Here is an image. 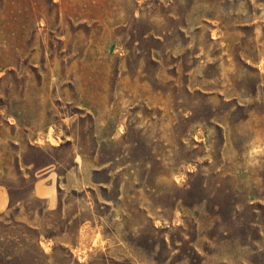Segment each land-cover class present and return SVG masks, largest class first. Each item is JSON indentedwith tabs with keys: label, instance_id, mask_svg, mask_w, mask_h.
Listing matches in <instances>:
<instances>
[{
	"label": "rangeland",
	"instance_id": "obj_1",
	"mask_svg": "<svg viewBox=\"0 0 264 264\" xmlns=\"http://www.w3.org/2000/svg\"><path fill=\"white\" fill-rule=\"evenodd\" d=\"M0 186V264H264V0H0Z\"/></svg>",
	"mask_w": 264,
	"mask_h": 264
},
{
	"label": "crops",
	"instance_id": "obj_2",
	"mask_svg": "<svg viewBox=\"0 0 264 264\" xmlns=\"http://www.w3.org/2000/svg\"><path fill=\"white\" fill-rule=\"evenodd\" d=\"M75 164L76 168L74 169L76 170L71 169L67 174L74 176L78 175V177L80 176V181L78 180V182L81 184V188H89V184L84 181L83 178L85 179V177H90L91 173H94V171L97 169H89L87 171V175H84L83 169L85 162L84 159L79 156V154H77L75 158ZM35 178V182L30 192V199L43 202L42 208L35 210L34 218H37L41 215V213L53 212L62 207L60 195L61 191L65 190V187L68 185L69 178L67 175L66 180L64 179L63 181V176H61L57 171L55 163L38 169L36 171ZM15 208L19 210V213H22L26 209V204L21 200L13 204L9 189L5 186H0V215L7 214ZM17 221L31 226L32 220H25V217L21 216ZM79 250L80 248L77 250L80 255L81 251Z\"/></svg>",
	"mask_w": 264,
	"mask_h": 264
}]
</instances>
